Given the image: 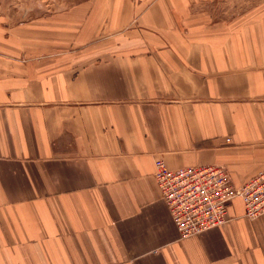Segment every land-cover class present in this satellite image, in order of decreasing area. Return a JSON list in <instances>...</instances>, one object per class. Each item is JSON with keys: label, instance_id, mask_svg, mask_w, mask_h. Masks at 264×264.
I'll list each match as a JSON object with an SVG mask.
<instances>
[{"label": "crops", "instance_id": "obj_1", "mask_svg": "<svg viewBox=\"0 0 264 264\" xmlns=\"http://www.w3.org/2000/svg\"><path fill=\"white\" fill-rule=\"evenodd\" d=\"M1 4L0 264H264V214L181 238L154 177L264 170V0Z\"/></svg>", "mask_w": 264, "mask_h": 264}, {"label": "built area", "instance_id": "obj_2", "mask_svg": "<svg viewBox=\"0 0 264 264\" xmlns=\"http://www.w3.org/2000/svg\"><path fill=\"white\" fill-rule=\"evenodd\" d=\"M154 177L181 238L224 226L230 220L229 209L238 198L243 201L248 219L264 214V170L235 186L221 165L170 169L158 159Z\"/></svg>", "mask_w": 264, "mask_h": 264}, {"label": "rangeland", "instance_id": "obj_3", "mask_svg": "<svg viewBox=\"0 0 264 264\" xmlns=\"http://www.w3.org/2000/svg\"><path fill=\"white\" fill-rule=\"evenodd\" d=\"M86 0H2L3 13L10 15L13 24L28 17L59 15Z\"/></svg>", "mask_w": 264, "mask_h": 264}]
</instances>
